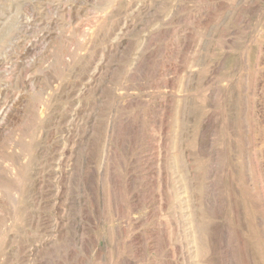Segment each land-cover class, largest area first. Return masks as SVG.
Instances as JSON below:
<instances>
[{
  "label": "rangeland",
  "instance_id": "374dc122",
  "mask_svg": "<svg viewBox=\"0 0 264 264\" xmlns=\"http://www.w3.org/2000/svg\"><path fill=\"white\" fill-rule=\"evenodd\" d=\"M0 110V264H264V0H0Z\"/></svg>",
  "mask_w": 264,
  "mask_h": 264
},
{
  "label": "bare ground",
  "instance_id": "6f19581e",
  "mask_svg": "<svg viewBox=\"0 0 264 264\" xmlns=\"http://www.w3.org/2000/svg\"><path fill=\"white\" fill-rule=\"evenodd\" d=\"M9 18V17H8ZM7 18V19H8ZM42 27V26H41ZM51 81V80H50ZM79 87V86H78ZM209 107V106H208ZM2 110V109H1ZM0 110V111H1ZM13 119V118H12ZM207 122V121H206ZM1 124V123H0ZM119 125V124H118ZM0 128H1V126H0ZM119 134V133H118ZM128 135V134H127ZM210 146V145H209ZM64 148V147H63ZM123 148V147H122ZM79 149V148H78ZM89 148H85V151L87 152V150H88ZM85 153V152H84ZM118 157V156H117ZM183 167V166H182ZM21 170H17V173L14 175V177L13 178H15L16 180H18V179H20L21 178V172H20ZM3 176V175H2ZM7 178V177H6ZM5 178V179H6ZM0 180H1V178H0ZM3 181V180H2ZM11 182V179L10 180H8V182ZM57 181V180H56ZM20 183V182H19ZM118 183V182H117ZM12 184V183H11ZM10 185V184H9ZM14 192H15V194L16 193H19L20 191H19V189H18V187H15L14 189ZM56 201V200H55ZM89 221V220H88ZM95 230V229H94ZM204 241H206L205 243H204V247L205 246H207V244H208V249L210 250L209 251V253H208V255L210 254V256H212V254H214V251H213V248H214V246L212 245V240H211V238H209V239H203ZM201 246H203V244L202 245H199V243H198V252H200V248H201ZM261 246V245H260ZM17 249V248H16ZM160 251V250H159ZM72 252V251H71ZM263 254V253H262ZM201 259H203V258H201ZM208 259V258H207ZM210 261L212 260V261H214V259H209ZM210 262V263H208V264H214L213 262ZM57 262V261H56Z\"/></svg>",
  "mask_w": 264,
  "mask_h": 264
}]
</instances>
